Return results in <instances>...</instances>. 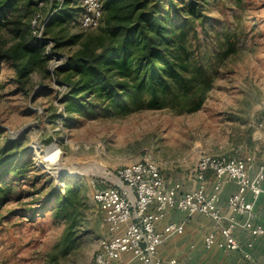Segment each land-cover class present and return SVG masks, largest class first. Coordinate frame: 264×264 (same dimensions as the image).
I'll return each instance as SVG.
<instances>
[{
    "label": "rangeland",
    "instance_id": "rangeland-1",
    "mask_svg": "<svg viewBox=\"0 0 264 264\" xmlns=\"http://www.w3.org/2000/svg\"><path fill=\"white\" fill-rule=\"evenodd\" d=\"M198 1L203 16L194 26L185 24L183 41L196 79L190 90L173 88L159 109L121 113L96 96L64 100L68 86L57 76V62L78 48L74 36L83 32L74 4L72 20L48 26L60 48L25 84L10 64L1 65L0 168L7 172L1 178L0 264H91L106 234L95 188L148 151L166 162L165 172H189L202 154H264V0ZM55 5H40L42 22L63 8ZM52 144L61 149L53 165L59 175L37 155ZM16 162L23 172L18 176ZM69 189L72 201L65 206L60 199Z\"/></svg>",
    "mask_w": 264,
    "mask_h": 264
},
{
    "label": "trees",
    "instance_id": "trees-1",
    "mask_svg": "<svg viewBox=\"0 0 264 264\" xmlns=\"http://www.w3.org/2000/svg\"><path fill=\"white\" fill-rule=\"evenodd\" d=\"M45 1L0 0V68L3 63L10 64L19 84H25L31 72L49 60L45 53L48 40L53 42L54 53L60 48L59 39L48 35V26L72 20L76 11L71 6L72 0L63 2V8L52 12L46 22L45 37L37 38L32 35L31 20L41 10L39 3ZM102 2L104 15L100 30H82L76 34L78 48L68 56L66 64L56 70L57 76L64 75V80L59 81L68 86L64 100L96 96L115 110L126 113L143 108H162L173 88L190 90L197 74L192 72L190 51L183 44L188 33L184 26H194L195 21L203 16L200 2ZM2 32L9 36L8 40L1 36ZM207 82L204 80L209 84ZM195 100L196 108H199L202 99L197 96ZM22 157L23 153L18 154L17 161ZM6 168H0V205L5 193L3 185H6L1 178L7 172ZM12 172L16 176L23 173L17 162ZM70 192L69 189L61 196L62 205L71 203ZM51 200L48 198L46 203Z\"/></svg>",
    "mask_w": 264,
    "mask_h": 264
},
{
    "label": "built area",
    "instance_id": "built-area-1",
    "mask_svg": "<svg viewBox=\"0 0 264 264\" xmlns=\"http://www.w3.org/2000/svg\"><path fill=\"white\" fill-rule=\"evenodd\" d=\"M57 1L62 6L64 1ZM71 4L80 8L82 30H92L101 25L104 15L102 0H72ZM51 15L43 22L39 14L32 18L30 26L34 37H45L44 26ZM45 53L49 57L55 54L51 40L45 45ZM66 61V58H61L57 64L62 63V66ZM255 156V153L242 157L202 154L194 169L199 185L193 189H184L180 182L168 185L163 174L166 162L151 151L139 161L117 169L111 173L112 177L101 180L102 185L93 192L92 198L104 215L106 234L100 239L91 264H177L175 258L163 261L157 256L158 247L169 236L184 231V223H170L158 229L157 222L168 209H178L188 215L203 213L219 224L227 219L228 223L221 226L219 234L209 232L205 236L204 246L207 249L217 247L241 251L246 259H251L235 230L247 231L252 238L264 234V227L254 221L255 203L264 191V162L254 175L250 174ZM208 171L214 182L211 192L207 191ZM224 178L237 186L236 192L227 199L228 217L218 203V189ZM238 216H245V220L240 222ZM247 247H252L251 241Z\"/></svg>",
    "mask_w": 264,
    "mask_h": 264
},
{
    "label": "crops",
    "instance_id": "crops-1",
    "mask_svg": "<svg viewBox=\"0 0 264 264\" xmlns=\"http://www.w3.org/2000/svg\"><path fill=\"white\" fill-rule=\"evenodd\" d=\"M263 162L264 154L256 155L250 174L254 175L258 166ZM165 168H163V174L166 177L168 185L180 182L184 189H193L199 185L194 173L195 168L189 172H165ZM207 177V191L211 192L214 188V182L210 171L207 172ZM262 187L264 189V181ZM236 190L237 186L234 182L228 178L222 179L218 189V203L222 212L227 217L230 215L227 199ZM150 211H154V208H150ZM254 212L255 223L264 227V191L255 203ZM238 220L243 222L245 216H238ZM170 223H184V231L181 234L169 236L158 247L157 256L163 261L175 258L177 264H264V234L252 238L247 231L241 229L235 230V234L243 248L247 249L251 254V259H246L241 251H229L217 247L207 249L204 246L205 236L209 232L219 234L221 226L228 223L227 219L222 224H219L203 213L188 215L186 212L178 209H168L164 217L157 222V227L158 229H162ZM249 241L252 242V247L250 248L247 247Z\"/></svg>",
    "mask_w": 264,
    "mask_h": 264
},
{
    "label": "bare ground",
    "instance_id": "bare-ground-1",
    "mask_svg": "<svg viewBox=\"0 0 264 264\" xmlns=\"http://www.w3.org/2000/svg\"><path fill=\"white\" fill-rule=\"evenodd\" d=\"M35 150H37V149H35ZM60 153H61L60 147H58L57 144H52L45 151L44 155H42V156H40L39 154H37V155L39 158V162L42 164V166L45 169H47L49 172L53 173L54 175H59L62 172L57 171V169L53 165L55 164ZM38 158H37V160H38Z\"/></svg>",
    "mask_w": 264,
    "mask_h": 264
},
{
    "label": "water",
    "instance_id": "water-1",
    "mask_svg": "<svg viewBox=\"0 0 264 264\" xmlns=\"http://www.w3.org/2000/svg\"><path fill=\"white\" fill-rule=\"evenodd\" d=\"M52 139L50 138V141H51Z\"/></svg>",
    "mask_w": 264,
    "mask_h": 264
}]
</instances>
